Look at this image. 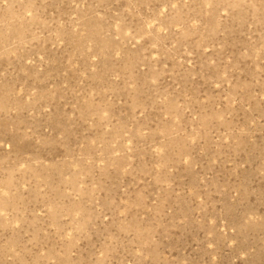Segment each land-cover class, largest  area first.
Here are the masks:
<instances>
[{
	"label": "rangeland",
	"instance_id": "374dc122",
	"mask_svg": "<svg viewBox=\"0 0 264 264\" xmlns=\"http://www.w3.org/2000/svg\"><path fill=\"white\" fill-rule=\"evenodd\" d=\"M0 264H264V0H0Z\"/></svg>",
	"mask_w": 264,
	"mask_h": 264
}]
</instances>
